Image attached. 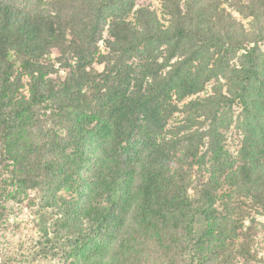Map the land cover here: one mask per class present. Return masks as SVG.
<instances>
[{"label":"trees","instance_id":"trees-1","mask_svg":"<svg viewBox=\"0 0 264 264\" xmlns=\"http://www.w3.org/2000/svg\"><path fill=\"white\" fill-rule=\"evenodd\" d=\"M141 1L0 0V226L36 206L40 257L63 264L259 262L264 0L232 2L251 31L221 0H161L166 23ZM219 77L227 95L173 102Z\"/></svg>","mask_w":264,"mask_h":264},{"label":"rangeland","instance_id":"rangeland-1","mask_svg":"<svg viewBox=\"0 0 264 264\" xmlns=\"http://www.w3.org/2000/svg\"><path fill=\"white\" fill-rule=\"evenodd\" d=\"M222 7L225 8L228 14L233 15L237 21L241 22L247 31L252 30L251 19L243 18L233 7V0H221ZM185 0H182V5ZM140 5L150 6V8L157 12L161 21L166 23L167 19L162 13L161 0H143L140 2ZM104 38H108V35L105 34ZM99 48L102 54H107L108 49L105 47L104 41L99 43ZM259 46L264 51V43H259ZM255 47V44H251L248 48ZM246 51H241L237 54V57L231 61L232 65H239V57L242 54H245ZM58 53L55 51L52 54V60L55 64L56 69H59V76L64 78L66 72L59 67L60 65L56 62ZM95 72L98 74L102 73L104 70L103 65H95ZM27 82V79H24ZM217 84L223 85V94L227 95V83L226 79L219 77V80H212L209 82L205 89L194 96L186 98L183 102H177L176 98H173V102L177 103L180 107L183 104L188 103L191 100L204 99L213 95V87ZM25 94L28 95L27 88H25ZM242 105L239 101H236L232 106V117L233 125L230 127V130L227 134L226 146L230 151L232 156L239 160V152L242 147L243 135L237 129V123L242 118ZM183 120V114L176 112L168 120L167 130H175L178 125ZM197 169V168H195ZM4 169L0 164V181L3 177ZM193 179V178H192ZM190 193H193V190L190 189ZM11 210L8 209V213L4 216L5 222L3 221L0 226V264H63L60 261V257L50 254L46 257H40L41 253L39 251L41 237L38 230V223L40 221L37 214L36 206H28L27 202L23 204H13L11 201L8 203ZM256 220L259 223L264 225V216L256 215ZM246 224L249 226L250 221H246ZM257 246L259 248V262L252 263H243V261H238V264H264V233H260L257 239Z\"/></svg>","mask_w":264,"mask_h":264}]
</instances>
